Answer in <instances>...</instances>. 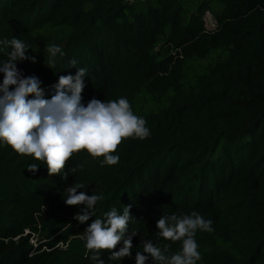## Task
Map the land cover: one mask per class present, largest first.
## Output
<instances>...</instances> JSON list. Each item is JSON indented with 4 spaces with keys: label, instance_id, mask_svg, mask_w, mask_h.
Instances as JSON below:
<instances>
[{
    "label": "trees",
    "instance_id": "trees-1",
    "mask_svg": "<svg viewBox=\"0 0 264 264\" xmlns=\"http://www.w3.org/2000/svg\"><path fill=\"white\" fill-rule=\"evenodd\" d=\"M198 2L0 0V41L29 45L36 63L17 68L39 78L45 98L60 76L86 68L85 106L124 97L151 132L122 140L116 165L82 150L52 176L43 161L0 141V264H94L84 230L129 205L132 255L109 260L100 250L105 264H136L148 240L167 247L166 256L177 253L182 242L159 238L156 223L193 211L214 229L196 232L197 264H264V0ZM52 44L64 56L49 63ZM10 51L0 44V63ZM33 163L35 173L27 170ZM73 184L105 197L84 224L73 218L83 206L64 203Z\"/></svg>",
    "mask_w": 264,
    "mask_h": 264
},
{
    "label": "clouds",
    "instance_id": "clouds-1",
    "mask_svg": "<svg viewBox=\"0 0 264 264\" xmlns=\"http://www.w3.org/2000/svg\"><path fill=\"white\" fill-rule=\"evenodd\" d=\"M5 48L10 47L7 60L0 63V141L11 146L17 153L32 156L36 161H43L49 176L61 174L66 161L73 153L86 150L93 157H101V166L116 165L120 157L113 155L122 142L129 137L141 140L151 135L146 127V120L133 113L129 101L121 97L118 100L101 101L92 98L85 106L82 103V91L85 87L86 68H77L78 61L72 59L71 68H77L76 74L60 76L58 83L52 85L51 98H45L41 81L36 76L25 77L17 68L18 62L36 63L35 56H27L30 49L23 40L11 38L0 41ZM49 63H54L61 48L55 44L45 48ZM31 97V98H29ZM83 168V165H78ZM77 167L69 172L74 173ZM29 172L35 173L37 164H29ZM66 178V175H65ZM84 186L73 184L65 189L68 206H83L81 213L73 218L80 224L92 219L94 206L105 199L103 194L87 195L79 191ZM131 205L123 206V214H118L113 207L104 214V219H92L84 230L82 239L88 250H94L91 259L94 264H105L100 258V250L110 252L109 260H122L132 255V236L125 238L127 226L133 217ZM213 221L205 219L196 211L191 214L162 215L156 223L159 238L181 241V250L166 256L167 247L161 248L151 240L143 241V251L135 253L136 264H146L151 258L153 264H197L201 259L198 244L194 237L197 230L212 232ZM123 243L119 251L117 245ZM145 253L147 255H145Z\"/></svg>",
    "mask_w": 264,
    "mask_h": 264
},
{
    "label": "rangeland",
    "instance_id": "rangeland-1",
    "mask_svg": "<svg viewBox=\"0 0 264 264\" xmlns=\"http://www.w3.org/2000/svg\"><path fill=\"white\" fill-rule=\"evenodd\" d=\"M202 0H199V2L198 3H200ZM206 17H208V18H210L208 15L206 16ZM207 19V18H206ZM215 22L212 20L211 21V18H210V20H208V25H207V27L209 28V29H212V27H215ZM215 58V56L214 55H211L210 57H209V59H207V60H203V61H199V64H201V65H204V66H207V65H209L212 61H213V59ZM35 242V244L37 245L38 243H39V241L38 240H35V241H33V243Z\"/></svg>",
    "mask_w": 264,
    "mask_h": 264
},
{
    "label": "built area",
    "instance_id": "built-area-1",
    "mask_svg": "<svg viewBox=\"0 0 264 264\" xmlns=\"http://www.w3.org/2000/svg\"><path fill=\"white\" fill-rule=\"evenodd\" d=\"M210 20V18L207 17V21Z\"/></svg>",
    "mask_w": 264,
    "mask_h": 264
}]
</instances>
